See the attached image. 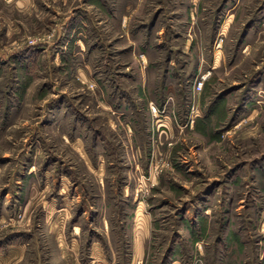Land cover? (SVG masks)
<instances>
[{
  "label": "rangeland",
  "instance_id": "obj_1",
  "mask_svg": "<svg viewBox=\"0 0 264 264\" xmlns=\"http://www.w3.org/2000/svg\"><path fill=\"white\" fill-rule=\"evenodd\" d=\"M0 264H264V0H0Z\"/></svg>",
  "mask_w": 264,
  "mask_h": 264
},
{
  "label": "built area",
  "instance_id": "obj_2",
  "mask_svg": "<svg viewBox=\"0 0 264 264\" xmlns=\"http://www.w3.org/2000/svg\"><path fill=\"white\" fill-rule=\"evenodd\" d=\"M199 85L202 87V85H203V80L200 81Z\"/></svg>",
  "mask_w": 264,
  "mask_h": 264
},
{
  "label": "bare ground",
  "instance_id": "obj_3",
  "mask_svg": "<svg viewBox=\"0 0 264 264\" xmlns=\"http://www.w3.org/2000/svg\"><path fill=\"white\" fill-rule=\"evenodd\" d=\"M126 191H129L128 189ZM128 195V194H127Z\"/></svg>",
  "mask_w": 264,
  "mask_h": 264
}]
</instances>
